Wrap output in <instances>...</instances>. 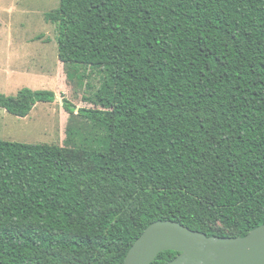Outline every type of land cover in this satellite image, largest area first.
Masks as SVG:
<instances>
[{
    "label": "trees",
    "instance_id": "trees-1",
    "mask_svg": "<svg viewBox=\"0 0 264 264\" xmlns=\"http://www.w3.org/2000/svg\"><path fill=\"white\" fill-rule=\"evenodd\" d=\"M44 21L68 82L102 76L78 110L96 134L0 140V264H123L155 222L220 238L264 225V0H59ZM54 99L23 88L0 110Z\"/></svg>",
    "mask_w": 264,
    "mask_h": 264
},
{
    "label": "rangeland",
    "instance_id": "rangeland-1",
    "mask_svg": "<svg viewBox=\"0 0 264 264\" xmlns=\"http://www.w3.org/2000/svg\"><path fill=\"white\" fill-rule=\"evenodd\" d=\"M58 3L0 0V95L15 97L27 88L51 91L55 97L51 104H36L24 119L0 110L1 141L63 147L72 130L76 144L81 146L96 134L92 123L78 110L94 108L92 99L102 76L87 71L82 83L66 80L57 59L56 27L44 21L45 14L57 9ZM64 101L72 107V114L64 109Z\"/></svg>",
    "mask_w": 264,
    "mask_h": 264
},
{
    "label": "water",
    "instance_id": "water-1",
    "mask_svg": "<svg viewBox=\"0 0 264 264\" xmlns=\"http://www.w3.org/2000/svg\"><path fill=\"white\" fill-rule=\"evenodd\" d=\"M162 252H174L166 264H264V225L244 237H207L175 222H155L128 250L123 264H151Z\"/></svg>",
    "mask_w": 264,
    "mask_h": 264
}]
</instances>
